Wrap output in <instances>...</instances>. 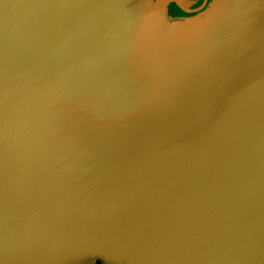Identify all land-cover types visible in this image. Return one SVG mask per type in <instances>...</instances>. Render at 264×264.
I'll return each mask as SVG.
<instances>
[{"label": "water", "instance_id": "95a60500", "mask_svg": "<svg viewBox=\"0 0 264 264\" xmlns=\"http://www.w3.org/2000/svg\"><path fill=\"white\" fill-rule=\"evenodd\" d=\"M0 264H264V0H0Z\"/></svg>", "mask_w": 264, "mask_h": 264}]
</instances>
